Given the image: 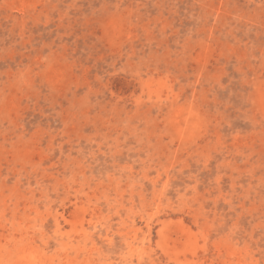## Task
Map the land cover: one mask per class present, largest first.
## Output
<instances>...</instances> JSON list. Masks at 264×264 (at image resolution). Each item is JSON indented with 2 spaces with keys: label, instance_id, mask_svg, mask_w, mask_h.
Here are the masks:
<instances>
[{
  "label": "rangeland",
  "instance_id": "1",
  "mask_svg": "<svg viewBox=\"0 0 264 264\" xmlns=\"http://www.w3.org/2000/svg\"><path fill=\"white\" fill-rule=\"evenodd\" d=\"M0 264H264V0H0Z\"/></svg>",
  "mask_w": 264,
  "mask_h": 264
}]
</instances>
